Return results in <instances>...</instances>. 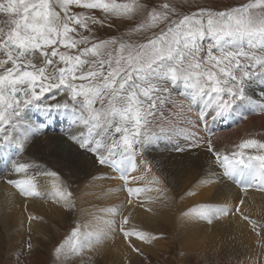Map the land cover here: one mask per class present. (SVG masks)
Listing matches in <instances>:
<instances>
[{
	"label": "snow or ice",
	"instance_id": "obj_1",
	"mask_svg": "<svg viewBox=\"0 0 264 264\" xmlns=\"http://www.w3.org/2000/svg\"><path fill=\"white\" fill-rule=\"evenodd\" d=\"M72 6L87 10V14L72 11ZM92 10L106 17L136 21L133 33L148 32L162 24L166 30L142 43L123 38L97 40L91 36L90 25L103 21ZM0 12L15 14L7 32L0 28V54L5 57L0 59V132L8 126H19L30 105L46 110L68 109L67 102L41 103L46 93H53L52 99L64 94L86 128V133L82 131L79 138L71 139L93 153L101 165L120 153L129 159L135 157L136 146L151 138L149 118L170 98L169 85L182 86L186 95L203 100V119H217L228 117L238 102L250 99L245 91L247 80L264 76V0H249L224 11L199 8L190 14H178L177 5L172 3L157 6L143 0H6L0 2ZM173 14L178 18L173 19ZM206 39L211 41L207 47L203 43ZM34 59L40 60L39 66ZM238 148L222 154L207 140V151L224 169V175L241 179L250 176L260 180L259 190H264V143L250 139ZM249 148L257 149V154L246 155L243 150ZM32 167L29 163H12L13 171L24 173L26 178L7 183L21 195H39L34 179L27 177ZM121 178L127 181L126 175ZM151 182L159 183V179L153 177ZM251 186L242 185L244 189ZM54 189L58 199L67 202L71 193L55 183ZM128 191L139 194L151 189ZM209 211L201 210V215ZM219 212L228 214L227 209ZM249 222L255 229L256 223ZM123 224H128L127 217ZM121 231L126 239L133 235L142 240L153 238L134 229L122 227ZM72 236L79 237V230ZM87 243L91 246V240ZM72 250L82 248L74 245Z\"/></svg>",
	"mask_w": 264,
	"mask_h": 264
},
{
	"label": "bare ground",
	"instance_id": "obj_2",
	"mask_svg": "<svg viewBox=\"0 0 264 264\" xmlns=\"http://www.w3.org/2000/svg\"><path fill=\"white\" fill-rule=\"evenodd\" d=\"M57 101L67 102L69 108L46 110L43 107L30 105L24 110L19 126H8L4 132H0V227L5 232L6 237L10 236V240L12 239L14 243L22 239L25 227L29 228V230H33L34 245H37L39 241L37 242L34 235L44 231L42 224L36 220L37 217H44L47 221L53 220L51 218L55 217L61 222L66 219L69 207L73 208L72 205L75 203L77 212L86 216L85 225L88 228V233L91 234L90 236L95 238L100 233L106 232L105 237L116 240L118 245L114 247L118 249V252L113 259L114 263H112H124L126 257L130 255V249L123 243V240L118 239L113 230L112 225L116 220L111 219L106 222V219L98 218L104 216L102 211L107 205H113L112 211H116L118 207L124 208L128 196L132 193L137 194L134 191L131 193L128 191V189L138 188L137 185H134L136 180L128 177V175L127 181L121 178L122 174H126L125 169L128 164L123 161L116 164L118 154L109 157V163L101 165L93 153H87L86 150L79 148L76 142H72L71 137L79 138L82 131L86 133V129L78 121L77 114L72 112L69 98L66 95L57 94L55 99L49 97L42 100L41 103L49 105ZM203 105L198 106L199 108H193L192 113H197L199 109L204 108ZM204 122L206 123V121ZM62 132L66 133L64 137L60 135ZM118 136L119 134H117ZM4 137L8 139H4ZM214 149L222 154H229L225 152L229 150L228 148L218 146ZM214 158L213 154L206 150L193 156L178 158L166 153L156 156L154 160L160 174L166 180L163 181L162 178L158 177L159 183L156 184L159 187L157 189L164 187L163 182H165L166 185L173 186L174 189L178 190L181 184L185 182L192 190L196 188L195 183L202 180V184L206 186L203 193L205 197L196 200L197 208L191 209L184 215V218L179 220V215L176 214L178 207L167 192L161 191V189H159L160 191H155L156 189L151 190L152 192L145 191L146 193L138 195L139 200L136 205L134 203L127 205L123 211L131 220L129 225L132 223L134 230L139 232L159 234L161 229L159 226L162 225L161 227H163L170 224L171 226H178L181 240H189L192 242L191 244L194 243V240L205 238V243L208 246H213V243L224 245L235 243L253 248L258 237L247 221L251 218L255 219V217H261L264 221V190H259L258 187L261 181L250 176H245L243 179L239 177L226 178L219 172L220 167L212 166L211 161ZM14 161L34 165L27 171V177L34 179L39 195H21L13 185L7 183L8 180L26 178L24 173L17 174L13 171L12 163ZM68 169L75 170L78 179L75 181L74 195H70L65 202L59 200L55 195L54 183L65 191L63 174ZM214 170L216 173L212 172ZM50 172H55L57 175L42 174ZM245 183L252 184V186L244 189L242 184ZM241 201L250 210L249 213H245L248 216L242 212L245 216L239 213L229 215V212L227 215L220 214L219 210L221 209L219 208L221 206L230 203H240L238 205H241L243 204ZM204 209L210 210L207 215H201V210ZM118 211L120 212V210ZM244 217H248V219H244ZM209 219L211 223L208 222ZM211 228H215V230L211 231ZM17 229L21 230L22 234L12 236ZM132 237L138 245L146 243L145 240L139 242L135 235ZM135 263L140 264V259H137Z\"/></svg>",
	"mask_w": 264,
	"mask_h": 264
},
{
	"label": "rangeland",
	"instance_id": "obj_3",
	"mask_svg": "<svg viewBox=\"0 0 264 264\" xmlns=\"http://www.w3.org/2000/svg\"><path fill=\"white\" fill-rule=\"evenodd\" d=\"M0 2H6V0H0ZM117 2L123 3L128 2V0H117ZM143 2L157 6L163 3H172L177 5L178 14H190L199 8L224 11L247 3L249 0H143ZM72 11L85 12L87 14V10L79 9L75 6H72ZM92 14L103 21L102 24L90 25L92 28L91 36L97 40L112 38L119 40L123 38V40L128 42L142 43L154 33L158 34L162 29L166 30V25L162 24L160 27L148 32L133 33L131 29L135 27L136 21L111 16L106 17L99 10H92ZM178 14H173L172 18H178ZM14 18V13L0 12V28L7 32L12 26L11 20ZM137 20H139V17ZM78 31L83 35H89L83 29H78ZM203 43L207 47L211 41L206 39ZM64 50L61 49V51ZM3 58H5L3 54H0V59ZM34 62L38 66L40 65L39 59H34ZM169 87L170 98L168 102L162 106L160 111L155 112L153 117L149 118L148 129L150 130L151 138L143 145L136 146L137 152L133 159H129L126 154L120 153L118 154L119 156L117 155L118 159L115 161L116 164H120V161L128 164V167L125 169L126 174L122 175H128V177L136 180L134 185H137L138 188L151 189L152 191L156 189L155 191H157V187L159 186L155 182H151L153 181V177H160L163 181H166L160 174L157 163L154 160L156 156H161L162 153L173 155L176 158L193 156L200 153V151H207V140L209 139L212 141L213 147L228 148L229 150L225 152L229 154L239 151L238 146L246 140L254 139L264 143V107H262L264 105V76L256 75L246 81L245 91L250 99L242 103L238 102L235 111L226 118L213 119L211 116H208L207 119H203L201 113L202 110H205L204 108L199 109L197 113H192L193 108H199L198 106L204 104L203 100H196L186 95L185 89L182 86L172 87L169 85ZM52 96L53 93H46L42 100H46V98ZM69 101L72 106V101L70 99ZM97 107H99V104H97ZM161 128L164 131H161ZM65 134V132L60 133L62 137ZM77 146H79L78 143ZM178 149L183 150L180 151ZM243 151L246 155H255L258 150L249 148ZM86 152L91 153L87 150ZM57 162L61 163L60 161ZM64 163L67 164V162ZM211 163L213 164L212 166L220 167L219 172L221 175L226 178L229 177L223 174L224 169L217 163L215 158L212 159ZM149 168L151 171H148ZM212 172L216 173L215 170ZM75 174V170L69 169L63 174V181L66 186L65 191L71 193V195H74L75 181L78 179L77 174ZM202 182V180L196 182L194 185L196 188L192 189L193 191L190 190L191 187L187 186L185 182L181 184L178 190L174 189L173 186L166 185L167 183L165 182H163L164 187L158 189L167 192L173 198L176 207H178V209L176 208V214L179 215L178 219L181 220L191 209L197 208L196 200L204 199L205 195L203 193L206 186ZM196 184H199V187ZM144 192L129 195L124 208L120 207V209L116 207L120 212L117 209L116 211H112L113 205H107L108 207L106 206L105 210L102 211L104 216L98 218L106 219V222H109L111 219L116 220L112 225L114 227L113 230L116 232L118 239L123 240V243L130 249V255L121 264H134V262H137V259H140V264H264V221L261 217L249 219V221L256 223L255 229L247 221L251 225L254 234L258 237V241L254 244L253 248L235 243H231L232 245L213 243V246H208L205 243V238L203 240H194V243L191 244L192 242L189 240H181L178 226H171L170 224L163 227H161L162 225L159 226L161 228L159 234L147 233L148 236L153 238L145 240L144 242L146 243H143L144 245L136 244L133 237L125 240L126 238L123 232H120V229L123 227L126 230L132 231L134 227H132V223L129 225L131 220H129V216L125 215L126 212L123 211L127 205H131L132 203L136 205L139 200L138 195H142ZM238 204L230 203L229 205L221 206L219 209H227L229 215L249 213L250 210L247 205L244 203ZM74 205L75 203L72 205L73 208L69 207L70 210H67L66 219H63L61 222L55 217L51 218L53 220L49 219L48 221L44 217H37L36 220L42 224V229H44L43 232H38L37 235H34L37 242L39 241L37 245H34L33 230H29V228L25 227L21 240L14 243L11 239L13 241L11 243L10 236L6 237L5 232L0 227V264H113V259L118 252L116 240L105 237L106 232L100 233L95 238L90 236L91 234L88 233V228L85 225L86 216L82 213L80 215ZM214 207L216 206L214 205ZM244 214L242 215L245 216L246 214ZM125 217L128 218V224L126 225L123 224ZM200 217L206 219L204 216L200 215ZM212 227L214 226L212 225ZM215 228H211V231L215 230ZM77 229L80 232V236L74 238L72 232ZM21 232V230L17 229L12 236L19 233L22 234ZM104 237L105 239H102ZM89 240H91V246H88L87 242ZM137 240L143 242L142 239L137 238ZM74 245L82 248V250L74 252L72 250ZM134 248L139 251H134ZM57 249H60V251L58 252Z\"/></svg>",
	"mask_w": 264,
	"mask_h": 264
}]
</instances>
